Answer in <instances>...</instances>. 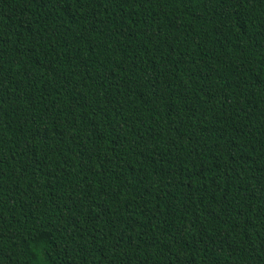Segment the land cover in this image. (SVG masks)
I'll return each mask as SVG.
<instances>
[{"label":"trees","instance_id":"1","mask_svg":"<svg viewBox=\"0 0 264 264\" xmlns=\"http://www.w3.org/2000/svg\"><path fill=\"white\" fill-rule=\"evenodd\" d=\"M0 264H264V0H0Z\"/></svg>","mask_w":264,"mask_h":264}]
</instances>
